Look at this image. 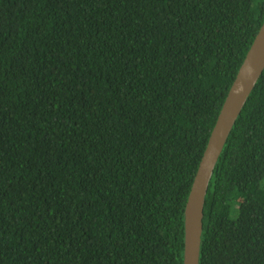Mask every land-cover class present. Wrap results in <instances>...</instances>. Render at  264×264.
Here are the masks:
<instances>
[{
	"label": "trees",
	"instance_id": "obj_1",
	"mask_svg": "<svg viewBox=\"0 0 264 264\" xmlns=\"http://www.w3.org/2000/svg\"><path fill=\"white\" fill-rule=\"evenodd\" d=\"M264 0H0V264H184L185 210ZM200 264H264V73L206 197Z\"/></svg>",
	"mask_w": 264,
	"mask_h": 264
},
{
	"label": "water",
	"instance_id": "obj_2",
	"mask_svg": "<svg viewBox=\"0 0 264 264\" xmlns=\"http://www.w3.org/2000/svg\"><path fill=\"white\" fill-rule=\"evenodd\" d=\"M264 73V23L228 93L201 160L185 210L184 264H200L206 197L239 115Z\"/></svg>",
	"mask_w": 264,
	"mask_h": 264
}]
</instances>
